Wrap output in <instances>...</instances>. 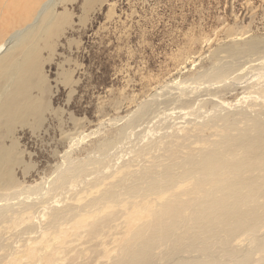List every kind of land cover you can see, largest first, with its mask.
<instances>
[{"label": "bare ground", "instance_id": "1", "mask_svg": "<svg viewBox=\"0 0 264 264\" xmlns=\"http://www.w3.org/2000/svg\"><path fill=\"white\" fill-rule=\"evenodd\" d=\"M68 1L0 0V264H264L256 103L152 139L117 167L115 138L97 156L66 150L52 174L21 186L14 170L29 166L15 131L44 128L51 108L42 51H53L65 29L68 16L56 7ZM8 185L19 189L5 193Z\"/></svg>", "mask_w": 264, "mask_h": 264}, {"label": "rangeland", "instance_id": "2", "mask_svg": "<svg viewBox=\"0 0 264 264\" xmlns=\"http://www.w3.org/2000/svg\"><path fill=\"white\" fill-rule=\"evenodd\" d=\"M85 2L56 7L68 23L53 51H42L51 110L43 129L15 131L29 166L14 170L21 186L52 174L66 150L97 156L115 138L119 166L140 145L253 111L252 103L264 118V96L252 92L264 89V0Z\"/></svg>", "mask_w": 264, "mask_h": 264}]
</instances>
